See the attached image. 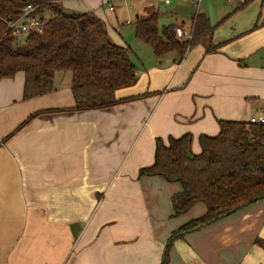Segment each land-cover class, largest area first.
I'll list each match as a JSON object with an SVG mask.
<instances>
[{
    "label": "crops",
    "instance_id": "0c3cea01",
    "mask_svg": "<svg viewBox=\"0 0 264 264\" xmlns=\"http://www.w3.org/2000/svg\"><path fill=\"white\" fill-rule=\"evenodd\" d=\"M84 2L87 8L73 11L95 13V1ZM145 2L157 10L170 4L132 0L135 17ZM249 2L180 61L174 51L155 55L136 68L135 84L116 91L121 98L150 95L102 109L42 112L0 142V264L162 263L172 231L206 207L197 202L171 216L170 198L181 184L139 176V168L153 163L158 136L167 142L190 132L197 154L198 136L217 134L219 120L264 114V0ZM209 10L205 3L212 23ZM23 84V71L0 78V141L34 111L74 105L64 72H55L51 92L33 98L23 99ZM255 237L264 240V198L176 238L166 264H264Z\"/></svg>",
    "mask_w": 264,
    "mask_h": 264
},
{
    "label": "trees",
    "instance_id": "16d2710c",
    "mask_svg": "<svg viewBox=\"0 0 264 264\" xmlns=\"http://www.w3.org/2000/svg\"><path fill=\"white\" fill-rule=\"evenodd\" d=\"M61 2L0 0V78H10L17 71H23L22 97L29 99L54 89L56 71H69L74 98V105L68 108L34 111L0 142L42 112L102 109L151 94L116 96L117 90L135 84L138 79L129 46L112 41L106 23L93 11L68 12ZM27 3L37 5L32 14H39L45 22L41 32L29 31L16 36L7 22L20 15ZM46 9L50 10L48 17L43 14ZM143 13L133 21L136 37L148 43L158 58L174 51L178 61L187 49L205 42L218 24H212L202 12H194L190 17L191 38L181 41L175 28L183 23L162 25L159 31V11L145 5ZM213 49L208 46L206 51ZM218 123L217 134L198 136L200 152L197 154L191 153L190 132L169 136L167 142L156 137L153 163L139 168V176L159 175L181 184V190L171 196V216L186 212L197 202H203L206 207L204 213L172 231L162 264L167 263L168 250L176 238L264 195V122L222 119ZM180 231L184 233L175 236ZM254 243L264 247L262 238L255 237Z\"/></svg>",
    "mask_w": 264,
    "mask_h": 264
},
{
    "label": "rangeland",
    "instance_id": "374dc122",
    "mask_svg": "<svg viewBox=\"0 0 264 264\" xmlns=\"http://www.w3.org/2000/svg\"><path fill=\"white\" fill-rule=\"evenodd\" d=\"M95 2V13L102 19L107 25L108 34L113 39L115 43L125 44L129 46L132 59L136 64L137 69H143L153 60H156V56L152 50V47L144 42L143 40L136 37L134 32L133 21L135 18L136 8L131 6L132 0H119L115 5V10L110 11L108 8V2L105 0H94ZM170 4L164 5L163 2L159 3V8L163 5V10H159L158 17V26L159 31L161 30L162 25L170 23H180L184 21L185 26L190 24V14L195 12V9L191 6H188L185 0H169ZM251 1V0H250ZM249 2V0L247 1ZM210 7L208 14L211 17L212 23L217 24V29L223 23H225L236 11L244 8L240 7V4L243 3L242 0H201L199 10L203 12L204 4ZM62 4V3H61ZM64 5L67 7V11L78 10L87 8L85 6L84 0H68L64 2ZM144 5H150L148 2H145ZM218 5H221L224 9L223 12H219L217 17L215 16V10H217ZM63 6V4H62ZM233 6V8H231ZM236 6V7H235ZM64 7V6H63ZM153 8H155L153 6ZM228 9V10H227ZM81 11V10H79ZM138 12V11H137ZM141 14H144L142 11ZM45 17H48L50 10L46 9L43 11ZM129 20V23H126V20ZM117 20L119 23H117ZM183 27V26H182ZM182 41V39H181ZM68 74L70 77L69 71H59ZM171 200V198H170Z\"/></svg>",
    "mask_w": 264,
    "mask_h": 264
},
{
    "label": "built area",
    "instance_id": "2783aa9c",
    "mask_svg": "<svg viewBox=\"0 0 264 264\" xmlns=\"http://www.w3.org/2000/svg\"><path fill=\"white\" fill-rule=\"evenodd\" d=\"M108 2V8L109 10H114L116 3L119 0H105ZM166 3H168L169 0H164ZM243 2L246 0H242ZM201 0H193V3L195 5L194 9L195 12H198L199 10V4ZM37 5L32 3H27L22 9V13L18 15L16 18L9 20L7 22L8 28L11 30V32L16 36H21L29 31H42L43 25L45 20L42 16L39 14H32V11L36 9ZM129 22V20H127ZM176 36L179 40H185L190 39L192 34V28L189 26V28H183L182 26H177L175 28ZM188 49L186 50V52ZM251 122H264V114L261 115H252L248 118Z\"/></svg>",
    "mask_w": 264,
    "mask_h": 264
},
{
    "label": "water",
    "instance_id": "95a60500",
    "mask_svg": "<svg viewBox=\"0 0 264 264\" xmlns=\"http://www.w3.org/2000/svg\"><path fill=\"white\" fill-rule=\"evenodd\" d=\"M262 198H264V195L256 196V197H254V198L252 199V203H254V202H256V201H258V200H260V199H262ZM245 205H248V203L241 204V205H239V206H237V207H234V208L228 210L227 212H224V213H222V214L216 216L215 218L209 220L207 223H212V222H214V221H216V220H218V219H220V218H222V217H224V216H226V215L232 213L233 211H235V210H237V209H239L240 207H243V206H245ZM204 225H206V223H205V224H201V225H199V226H196V227L193 228L192 230L199 229L200 227H202V226H204ZM70 230H71V233H72V234H76V233L78 232V230H79V223H78V222H73V223H71V225H70ZM183 233H184L183 231H180V232H178L175 236L182 235ZM166 247H167V245H165V247H164L163 256H162V261H163V258H164V253H165V251H166ZM161 264H162V263H161Z\"/></svg>",
    "mask_w": 264,
    "mask_h": 264
}]
</instances>
